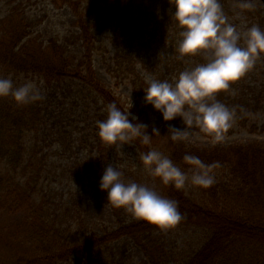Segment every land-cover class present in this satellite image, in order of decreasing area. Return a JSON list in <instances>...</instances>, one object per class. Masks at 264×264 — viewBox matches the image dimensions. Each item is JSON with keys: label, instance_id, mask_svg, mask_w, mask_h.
Wrapping results in <instances>:
<instances>
[{"label": "trees", "instance_id": "trees-1", "mask_svg": "<svg viewBox=\"0 0 264 264\" xmlns=\"http://www.w3.org/2000/svg\"><path fill=\"white\" fill-rule=\"evenodd\" d=\"M50 3L67 4L78 15L75 21L77 29L73 35L78 36L86 44L85 60L80 64L73 63L65 41L67 39H63L62 43L57 39H49L46 43L29 37L30 32L25 26L14 30L0 26V66L3 65L18 75L38 74L49 85L55 83L58 85L62 80H66L67 87H64V91L74 100L72 103L69 102L71 111L75 110L78 102L89 100L86 112H89L88 108L93 105L92 122L95 123L93 129L95 140L91 142L93 147L90 152L95 151V145L99 149L96 160L100 182L104 168L109 163L106 164L108 161L104 144L106 142L101 139L96 122L107 118V105L111 102H115L122 110L126 109L121 97L106 86L94 71L91 60L94 43L99 44V49L104 48L99 35H107L108 32L109 39L116 45V52L111 57L113 63L109 67L115 85L129 84L139 95H145L144 89L149 85L144 76L135 69L138 62L148 73L156 75L155 78L173 81L185 68L204 62V57L200 54L181 56L179 41L182 39L180 35L182 29L172 15L174 9L170 0H50ZM221 4L225 10V1L221 0ZM260 16L254 21L264 28V14ZM22 20L25 21V18L22 17ZM130 21L132 25L133 21L136 23L142 37L145 38V44L151 42L158 45L157 58L153 59L150 54L149 59L144 58L146 55L128 44L125 37L130 32ZM26 36L27 42L19 46V42ZM36 41L51 51L32 49L30 43ZM260 60L264 66V53L260 54ZM163 70L171 72L168 75ZM252 91L255 90L253 88L246 90L241 78L234 82L230 89L217 94L216 99L233 110L231 127L226 130H231L236 124L246 125L253 114L261 110L263 107L261 93L264 92V86L256 93ZM24 106L25 108L21 109L20 104H15L14 101L9 105L0 103V204L7 200L19 201L20 197L17 195V198L15 193L31 183L30 176H35L33 159L29 155L32 143L25 128L29 125H25V122L32 125L37 121L40 109L35 101ZM23 113L31 117L30 121L24 119ZM7 124L12 128L8 129L6 133L8 137L5 138L2 128ZM190 129L202 131L196 125H192ZM137 141L140 142V139L137 138ZM168 146L171 159L180 164L185 171L196 167L184 160L185 154H193L204 164H216V167L211 169L212 172L223 169L229 176L225 182L215 181L211 186H200L204 192L203 197L207 198L205 200L207 204L203 207L202 204L205 202L190 205V198L186 199L181 193L180 195L171 193L170 189H167V194L163 193L164 196L179 203L182 219L176 225L191 218L190 221L193 223H204L212 228L210 238L185 264H216L218 259H222L225 264H244L243 255L249 257L253 251L250 248L241 249L238 245L234 247L236 239L248 240L258 235L260 239L258 241L261 245L264 244V145L255 142L247 145L233 144L228 147H189L168 140ZM164 186L167 188V184ZM32 188L30 186L26 191L25 199L33 197ZM101 193L107 202V192L101 190ZM14 197L18 200L16 201ZM22 201L24 200L21 199ZM219 202H223V205ZM32 203L26 220L30 230L27 236L23 237L31 244L28 250L24 251L27 264H60L62 260L74 255H79L82 260L98 263L102 261L103 253H108L113 259L123 254L130 240H134L142 248L146 260L151 264H158L164 260L166 253L154 250L160 237L155 238L153 235L155 231H163L164 228L147 220L135 218L122 208L113 207L108 203L118 222L117 226L106 228L102 233L85 231L78 236L77 233H70L69 229L62 227L56 217H51L52 215L45 212L42 202L35 200ZM253 222H257V227L252 226ZM109 263L111 264V261L108 260L102 262ZM251 264H264V253H260L258 259Z\"/></svg>", "mask_w": 264, "mask_h": 264}, {"label": "rangeland", "instance_id": "rangeland-1", "mask_svg": "<svg viewBox=\"0 0 264 264\" xmlns=\"http://www.w3.org/2000/svg\"><path fill=\"white\" fill-rule=\"evenodd\" d=\"M224 1L225 14L229 17L230 22L236 24L240 29L256 24L254 20L257 21V18L260 15L262 17L264 14V0ZM77 16L67 4L53 5L50 0H0L1 27L4 26L14 30L25 26L26 30L30 32L29 37L36 38L37 41L46 42L49 39H57L59 43H62L63 39H67L65 41H67V48L74 64H80L82 60H85L86 51L85 42L81 41L78 36L73 35V32H76L77 29L75 27ZM22 17L25 18V21L22 20ZM131 23L130 21V32L125 37L128 44L130 43L134 49L146 55L144 58L149 59V54L153 59L157 58L158 45L151 42L145 44V38L142 37L136 23L134 21L133 25ZM106 34L99 35L104 43L103 50L99 49L97 42L94 43L91 60L96 76L121 97L126 110H130L136 117L141 112V116L138 118L149 125V133H151L153 127L158 128L160 131L152 135L150 145H141L137 138L120 148L104 143L105 153L108 156L106 164L111 163L121 166L126 180L147 183L163 196V193L167 194V189H170L172 190L171 193L175 192L178 195L181 193L186 199L190 198V205L205 202L207 198L203 197L204 192L200 186L189 183L183 188H176L169 183L166 188L160 177H154L144 169L142 161L139 159V153L148 151L149 148H156L165 155L170 156V153H168L170 152L168 140L189 147H228L233 144L247 145L255 142L264 145V92L261 93L263 98L261 110L253 114L246 125L236 124L232 126L231 130H225L222 140L215 141L212 136L204 131L194 129H190V135L187 139L173 140L169 125L179 128L185 127L181 117L165 121L161 112L145 102V95L137 94L129 84L115 85L109 67L113 63L111 57L116 52V45L109 39V33ZM27 40L28 37L26 36L19 42V46ZM37 41L30 43L32 49L51 51V49L48 50L47 47L40 45ZM154 52L156 53L154 54ZM260 61L259 56L253 68L242 77V84L246 87V90L253 88L255 91L252 92L254 93L260 91L264 86V66ZM135 69L144 77L146 74L152 75L145 70L143 65H140V62L137 63ZM163 71L168 75L171 72L169 70ZM8 75L12 76L17 85L27 80L34 81L43 97L35 101L40 109L37 121L32 125L25 122V125H29L25 128L28 131V139L32 143L29 155L33 159L35 176H30L31 183L23 186L17 194L15 193L16 197L17 195L20 197L19 201L14 197L17 202L7 200V202L0 204V264H27L24 251L28 250L31 244L27 243L23 237L27 236L30 230L26 220H28L30 212L29 206L35 200L42 202L44 205L43 210L52 215L51 217H56L62 227L69 229L70 233H77L78 236L84 234L85 231L88 233H102L106 228L117 226L118 222L112 207L101 196L100 182L97 175L98 162L96 160L99 149L95 145V151L90 152L93 147L91 142L95 140L93 134L95 123L92 122L94 119L92 118L93 105L88 108L89 112H86L89 100H83L78 102L79 104L76 105L75 110L71 111L69 102L72 103L74 100L69 96V93L64 91V87H67L66 80H62L58 85L56 83L49 85L38 74L21 73L18 75L16 72L5 68V66H0V76ZM57 89L59 90L57 91ZM74 91L80 90L74 89ZM0 99H2L0 103L3 105H9L10 102L14 101L11 96ZM14 103L16 104L15 101ZM24 105L20 104V108L24 109ZM22 116L27 121L31 119L27 113H23ZM58 117L62 120L60 121ZM88 117L90 118L88 119ZM85 118H87V122ZM85 124L90 125L85 126ZM9 128H12L10 124L2 128L3 137H8L6 133ZM26 141L28 144L27 137ZM176 164L183 169L180 164ZM212 173L215 174L217 183L225 182L229 178L228 173L223 169ZM189 175H191V172H189ZM220 176L223 178L219 179ZM30 186L33 187V197L25 199L26 191L30 189ZM21 199L24 201L21 202ZM219 203L223 205V202ZM206 204V202L203 203L202 207ZM188 219V221L179 223L180 225L164 228L163 234V231H155L153 235H155V238L160 237V239L154 250L155 252L166 253L164 260L158 264H185L210 238L212 235L211 227L204 223H193V221H190L191 218ZM253 223L252 226L257 227V222ZM258 237L256 235L248 240L236 239L234 247L238 245L241 249L245 248L247 250L250 248L253 251L249 257L243 255L247 261L243 258L242 263H254L260 253H264V244H260ZM103 256L106 258H103ZM101 259L102 261L98 263L96 261L89 262V260H82L79 255H74L62 260L60 264H102L107 260L108 262L111 261V264H151L146 260L142 248L134 240H130L125 252L119 254L115 259L108 253H103ZM223 263L222 259L216 260V264Z\"/></svg>", "mask_w": 264, "mask_h": 264}, {"label": "clouds", "instance_id": "clouds-1", "mask_svg": "<svg viewBox=\"0 0 264 264\" xmlns=\"http://www.w3.org/2000/svg\"><path fill=\"white\" fill-rule=\"evenodd\" d=\"M170 3L174 9L172 15L182 29L181 56L200 54L204 62L185 68L173 81L146 74L144 78L149 86L144 89V100L161 112L165 121L182 118L185 127L169 125L173 140L187 139L190 127L196 125L215 141H220L224 131L231 127L233 110L216 99L217 94L244 77L264 53V28L253 24L240 29L230 22L221 0H170ZM9 96L18 104L43 98L34 81L17 85L11 75L0 76V98ZM107 113L106 119L96 122L99 135L117 148L136 138L141 144L150 145L152 135L160 132L153 127L149 133L147 123L130 110H122L115 102L107 105ZM139 159L150 175L176 188L189 183L208 187L216 180L211 171L216 164H204L193 154L184 156L186 162L196 166L189 171L156 148L140 152ZM99 187L107 192V203L135 218L161 228L176 225L182 219L178 201L161 195L147 183L126 180L119 165L105 166Z\"/></svg>", "mask_w": 264, "mask_h": 264}]
</instances>
